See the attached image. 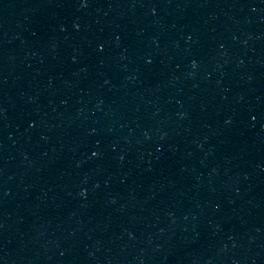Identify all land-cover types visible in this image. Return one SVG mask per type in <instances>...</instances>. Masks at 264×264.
Wrapping results in <instances>:
<instances>
[{"label": "water", "instance_id": "water-1", "mask_svg": "<svg viewBox=\"0 0 264 264\" xmlns=\"http://www.w3.org/2000/svg\"><path fill=\"white\" fill-rule=\"evenodd\" d=\"M0 264H264V0H0Z\"/></svg>", "mask_w": 264, "mask_h": 264}, {"label": "clouds", "instance_id": "clouds-1", "mask_svg": "<svg viewBox=\"0 0 264 264\" xmlns=\"http://www.w3.org/2000/svg\"><path fill=\"white\" fill-rule=\"evenodd\" d=\"M193 66H195V65H193ZM81 194H83V193H81Z\"/></svg>", "mask_w": 264, "mask_h": 264}]
</instances>
